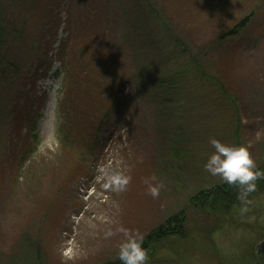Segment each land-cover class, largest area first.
<instances>
[{
  "label": "rangeland",
  "instance_id": "1",
  "mask_svg": "<svg viewBox=\"0 0 264 264\" xmlns=\"http://www.w3.org/2000/svg\"><path fill=\"white\" fill-rule=\"evenodd\" d=\"M93 1L1 0L0 264H111L120 261L121 228L145 238L183 208L185 231L198 228L195 240L210 241V252L185 246L178 260L164 249L149 264L248 263L264 241V202L220 222L192 208L194 195L225 183L205 170L214 151L210 140L235 145L236 139L230 130L207 133L203 126L213 118L202 123L201 109H192L186 159L174 161L172 126L160 118L153 94L134 80L150 56L154 29L149 13L144 20L136 11L155 7L172 35L236 97L230 123L261 167L264 0H104L103 7L125 17L119 24L126 31L117 35L111 21L98 28L103 14ZM244 19L248 25L239 34L226 35ZM109 165L131 177L124 191L102 187L100 169ZM146 180L163 182L159 198L148 194Z\"/></svg>",
  "mask_w": 264,
  "mask_h": 264
},
{
  "label": "trees",
  "instance_id": "2",
  "mask_svg": "<svg viewBox=\"0 0 264 264\" xmlns=\"http://www.w3.org/2000/svg\"><path fill=\"white\" fill-rule=\"evenodd\" d=\"M140 1L142 3V0ZM103 2L104 0L93 1L94 9L103 14V17H100L101 22L98 17L96 18L97 23H101L98 28L102 26L109 27L108 21H111L114 24L112 25V31L115 35L120 33V30L126 31V28L122 24H119L125 18L121 11L122 16L112 10L109 11L103 7ZM106 4L111 9L110 4ZM118 8L120 7L118 6ZM112 13V18L109 20L108 18ZM148 13L150 15L148 20L151 19L154 25V29L148 32V54L150 56L147 58L145 64H143V68L139 69L135 74L134 80L139 86L153 94V100L158 107L160 118L172 126L167 130L171 143L174 146V161L179 163L186 159L185 152L186 149L188 150V147L184 144L185 124L189 117L187 113H190L192 109H201L200 113L203 116L201 119L202 123L206 118H213V120L206 122L209 123L207 127L203 126V129H208L207 133L212 131L221 134L220 132L223 133L230 130L232 136L236 139L235 145H240V139L237 138L239 136V126L235 122L233 126L230 123L231 117H229L230 110L239 105L236 97L228 92L221 79L208 71L204 63L190 52L189 47L184 41L172 35L171 29L155 7L150 3L144 5V7L138 6L136 11L138 17H143L146 20L149 16L147 15ZM3 16L0 0V65L3 61L5 47ZM129 18L132 20L136 17ZM247 25L248 19H244V21L242 20L238 24V27H234L226 35L236 36L240 33V29H244ZM238 28H240L239 31H237ZM127 33L130 39L136 33V27L133 23ZM213 124L215 126L211 130L210 128ZM234 127H236V130L232 132ZM197 147L195 146V150L199 149ZM259 168L264 169V165ZM239 191L237 186L229 185L226 182L216 184L211 189L201 190L198 194L194 195L191 199V206L194 210L199 211L205 216L206 219L213 216L216 219V215H218V222L228 220L229 216H243L241 215V211L244 210L250 213L252 210L255 211L253 207L259 206L260 201L264 202V179L257 182L256 191L250 193L243 201L238 198ZM188 222V210L183 208L178 214L170 217L166 223L152 230L144 238L143 246L149 256L148 264L150 262L153 263L159 252L164 251V249L170 251L166 257L174 255L172 258L175 259L176 255H180L181 258L178 260L184 259L183 255L185 254V249H187L185 246L193 247L196 245V248H199L200 251H204L205 253L210 252L209 248L212 246L210 241L206 244L196 242L195 233H199L198 228L185 231L184 228ZM261 226L263 230L259 233H264V223ZM246 229H249V226ZM262 240H264V237ZM259 246V249L251 253L253 256H249L252 258V261L250 258H247L248 263L246 260V264H264V241ZM169 263L165 262L164 264ZM111 264H121V262L116 261ZM220 264L229 263L221 261ZM237 264H242L239 259Z\"/></svg>",
  "mask_w": 264,
  "mask_h": 264
},
{
  "label": "clouds",
  "instance_id": "3",
  "mask_svg": "<svg viewBox=\"0 0 264 264\" xmlns=\"http://www.w3.org/2000/svg\"><path fill=\"white\" fill-rule=\"evenodd\" d=\"M210 145L212 151L204 165L205 170L213 176H219L229 185L239 188L238 198L242 201L256 191L257 182L264 179V169L258 167L252 156L249 147L240 144L234 145L212 138ZM104 183L102 187L106 190L124 191L131 181L119 167L111 165L100 169ZM152 180H156L153 176ZM148 184V194L153 198H159L164 187L163 182L155 184L145 181ZM125 239L119 244L118 258L121 264H148L149 256L144 248V237L139 232H130L121 228ZM112 232L106 233V237L112 236Z\"/></svg>",
  "mask_w": 264,
  "mask_h": 264
}]
</instances>
